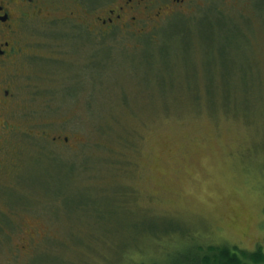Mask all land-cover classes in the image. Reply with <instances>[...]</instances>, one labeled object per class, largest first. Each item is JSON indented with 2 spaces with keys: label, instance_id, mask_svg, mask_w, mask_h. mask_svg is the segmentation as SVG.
<instances>
[{
  "label": "rangeland",
  "instance_id": "1",
  "mask_svg": "<svg viewBox=\"0 0 264 264\" xmlns=\"http://www.w3.org/2000/svg\"><path fill=\"white\" fill-rule=\"evenodd\" d=\"M211 8L154 40L41 27L13 89L0 264L264 255V0L244 18Z\"/></svg>",
  "mask_w": 264,
  "mask_h": 264
},
{
  "label": "flooded vegetation",
  "instance_id": "2",
  "mask_svg": "<svg viewBox=\"0 0 264 264\" xmlns=\"http://www.w3.org/2000/svg\"><path fill=\"white\" fill-rule=\"evenodd\" d=\"M222 1L234 11L224 13L226 8L219 11L217 0H0V171L9 162L5 155L11 137L22 134L21 128L8 120L14 109H23L19 101L22 96L13 91L19 87L16 79L24 73L20 62L24 56H32L34 48L28 47L29 44L38 47L42 42L39 36L43 25L57 23L60 28L54 32L59 38L61 33H69L71 37L89 33L104 43L109 37L117 36L128 41L133 36L154 40L159 31L173 22L183 23L187 17L194 18L198 9L206 7H213L208 11L220 16H248L252 0ZM241 4L245 7L240 8ZM68 23L73 26L65 28ZM26 36L32 43L25 42ZM63 141L66 144L69 139L65 137Z\"/></svg>",
  "mask_w": 264,
  "mask_h": 264
},
{
  "label": "trees",
  "instance_id": "3",
  "mask_svg": "<svg viewBox=\"0 0 264 264\" xmlns=\"http://www.w3.org/2000/svg\"><path fill=\"white\" fill-rule=\"evenodd\" d=\"M182 264H264L262 252H245L225 246L196 247Z\"/></svg>",
  "mask_w": 264,
  "mask_h": 264
}]
</instances>
